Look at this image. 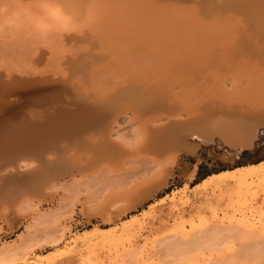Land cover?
Here are the masks:
<instances>
[{
  "label": "rangeland",
  "instance_id": "374dc122",
  "mask_svg": "<svg viewBox=\"0 0 264 264\" xmlns=\"http://www.w3.org/2000/svg\"><path fill=\"white\" fill-rule=\"evenodd\" d=\"M85 1L87 2L88 5V6L86 5V8H84L86 4ZM92 1H94L96 5L95 4L93 5ZM92 1L91 0H1L0 2L1 3L0 4V81H2L0 82V85L2 83L5 86L8 85L9 84L8 79H9L13 86L14 82H16L17 79H19L18 76L19 77L21 76L20 77L21 79L27 81L29 79L34 80L35 78L37 79L39 78V80H41V78H44L43 80H46L45 78L48 77L46 83L50 82L52 85L57 84V88H58V89L56 88V90L54 91L55 94L53 93V98H54L53 105H55L56 103L59 104L61 103V105H63L64 102L66 103L68 102L67 98H69V102H70V99H73L75 96V94H73L72 92L74 93L77 92V95L75 96V98L77 99L74 98L75 100H71L72 104L70 103V105L68 106L67 103L66 107H70L71 105H73V103H74L73 106H75L79 98L78 93H80L79 96L82 97L84 96L85 101L89 100L88 102L91 104H94L96 102V100L95 102H91L94 100V98L97 99V102L99 100V103L97 104H100V102H102L101 100L112 97L111 99H113V101L117 104V106L120 107L117 112L120 115L119 114L116 115L118 118L115 117L117 118V120L115 119L117 123L114 122L115 127L113 126L111 130L112 134L110 136V139L111 137L113 138L111 139L112 148L114 147L113 149L109 150L108 152L104 151V153H99L100 151H102L100 150L101 147L99 146L97 147V149L99 148L100 151L96 152L95 150L97 149L95 148L97 145L93 142H89V143L85 142L90 145L88 144L86 145L85 143H83L80 146L79 145L75 146L76 144L73 145L75 148L71 146L69 148H63L64 152L62 151V156L58 159V162L60 164H63L61 163V161L63 160L62 162H65L64 160L67 159V162L64 163L65 165L63 164V166L67 170H65L63 167L58 168L57 170H62L60 174H57L58 177L53 176L51 180L49 179H48L49 181L47 180L48 182H46V180L45 182H42L41 186L44 185L43 186L44 188L42 187L43 189L42 192L41 190L40 192L35 191V189L31 187L32 184L29 183L28 181V178L30 179V177L32 176V174L29 173V171L31 172L32 169V167H30L32 165H30L29 166L30 169H26L25 171H23L24 173L22 174L24 176L20 177L22 174H18L19 176L18 175L16 176L19 178L16 179L17 186L15 189H18V193L22 192L21 193L22 195L18 194L20 197H18L17 195L14 199L3 198L2 195H0V246H2L5 243H8L10 244L9 247L14 246V248H11L10 250L15 257L20 253V255L17 256V257L20 256L19 260H17L18 259L17 258L14 261L9 258L4 260V262L3 261L0 262V264H192L193 262H197L198 264L199 263L217 264L219 263L218 261L219 259H221L222 261L223 259H225L223 262H220V264L221 263L226 264V262L228 263V261L231 262L232 259H233L231 262L232 264H234L233 262H235V264H257V263L261 264L264 260V256H263L264 250L262 249L264 247V238L260 236L259 238L258 236H250V237L244 235L241 236L240 233H242L241 231H246V230L264 231V192H263L264 184L263 183L259 184L258 180H256L254 182L255 184L252 183L253 185L249 184L247 186L241 187V185H239L237 181L229 180L225 182V184L223 183L217 187L214 184H208L207 182L200 185L197 191L192 190L191 186H194L197 182H200L205 176L209 175L210 173L217 172L226 168H234L236 166L246 164L249 162H257L263 159L264 158V126H260L258 131V137L256 138L255 140L256 142L254 143V145L251 148H245L244 150L240 151V153L235 152V154L233 153L226 154L228 146L223 144H222L223 146H221V144L217 142L201 144L198 146V149L196 148L194 151L181 153L178 156L175 165L171 167L170 170L166 173H164L163 171L161 172L163 163H160L164 161L166 155L165 154L160 157L159 163L156 164L157 166L155 165L151 168L149 165L144 170V173L142 170L140 174L134 176L133 172L130 170L131 168L129 167L133 165L134 160L132 156L135 155V152L133 155L127 156L128 159L126 158L124 159L125 161H123V159H121V157L123 156L121 155V151L124 149L123 153L125 154V149L126 151H130L132 149H135L136 147L139 149L138 146L140 145H138V143L142 135V125L140 122L141 119L139 121L135 119L137 118L136 116H138L139 114L134 115L132 112H130L131 110L129 112H126L127 114L126 113L123 114V112L121 113V90H123L124 87L129 86L130 87L129 89L131 91L138 92L140 91L139 89L141 87V91L139 92L141 93L142 91H144L143 89H145V87L147 86L146 91L147 88L149 87L148 88L149 91H153L157 93L159 90L163 88L170 87L172 89V92H174L173 90L181 91L180 93L178 92L179 94L177 92L175 93H177L176 95L178 97V100H180V102H178L177 100V103L178 104L181 103V105L183 106H186L187 104L192 105V103L195 104L196 101L199 103V101L203 102L206 99L207 100L211 98L214 99L216 97H217L216 99L219 100H223L222 97L226 98V101L228 102L229 100L230 102H238V100H241L240 102L243 103L247 102V104L249 105H255V103L256 105L262 104L261 102L264 101V79H262L264 78V70L260 71L258 69H254L253 67L251 68V63L249 64L248 61L249 62L251 61L253 63L252 59L246 57L247 68H243L244 67L243 66L241 69L239 66L237 68L235 67L236 69L232 67L231 68L225 67L228 66L227 65L228 63L224 65L225 63L224 62L221 63L220 60L219 63H221V65L223 64L224 68L223 66L222 68H219V65L215 64L217 62L215 61L217 60V58L212 59L213 57L210 56L206 57V54H203L204 56L200 57L202 58V60L198 58L197 61L196 58L194 60L192 59L193 61H190V59H188L183 54L184 50L182 49L185 48L183 47L178 48L176 41H174L176 45H171V47H169L170 42H167L169 43V45H167L165 44L166 42L164 40L167 34L168 35L166 36V39L168 38L170 40L174 39V40H178V42L180 41L179 39H182V41L183 40L185 41L187 39L186 41L187 44L189 45H191V43H188L189 40L192 39L190 41L192 42L195 39L197 40L200 39V42L198 43H201L199 44L201 48L202 47L205 48L209 46L210 47L209 49L211 48L214 49L213 45L216 46V44L218 45L221 43L215 48L219 47L222 49V51L229 52L232 49L233 50L237 49L238 48L237 44L240 43L239 40L241 41V38L239 39V37H234L235 32L236 34H239L237 33L239 31L238 30L236 31V28H238L241 31L243 30L245 34L246 31L247 32H249L250 30L253 31L255 28H257L255 29L256 32H261L262 29H264L261 28V25L264 27L263 25L264 16H262L263 17L262 18L260 17L261 16L260 14V16H258L259 18L258 17L256 18L254 14H258L256 13L257 10L250 11L248 9H245L246 11L245 14L244 13L241 14L237 11L239 8L238 9L236 8L237 10L236 9L233 10V8L231 7L232 11L231 9L229 10L233 12L234 15L237 14L235 16V18L237 19H233L234 15L230 12L231 14L230 13L228 14L231 15L232 19L230 18L231 20H229V18H227V21L224 23L222 21H225L226 19L224 18L225 20H223L222 17H225V15H227V12H229V10L225 9V11L227 10L226 13L223 12V10H221L223 13L221 11L220 12L218 11L220 14L215 13L220 18L219 17L216 19L214 18V20L213 17H216L214 13H209L212 15L209 16V14H207V17L209 19H206L207 17L206 14H204L205 12L202 13L203 11H199V9H201L203 5L206 6V4L208 5L209 3L211 4V0L208 1L206 0L204 4H202L203 2L196 3L193 0H189L193 2L194 5L198 4L199 7L202 4L200 8L198 6H196V9L195 7H193L196 10V12L198 11L197 13H199V15L197 16L200 17L197 20L194 19L196 24L198 23V21L199 24L200 22H202L203 25H205L206 22H207L206 25L212 24L210 25L211 27L207 26L208 28L203 27L202 25L198 26L199 24H197V26L199 27L197 28L199 29V31L197 32V30H195L196 29L195 22L193 23L191 21L193 20L192 17L196 16L194 15L195 10H191V6H194L191 4V2L188 3L191 4L190 10H187L188 7H185V9L187 8L185 10L182 4L187 5V2L184 3L185 1L183 2L180 0L179 3L183 2L180 5L178 4V0L177 1L170 0L171 2L168 3L165 2L168 0H155V1L153 0L154 2L152 0H140L138 2L134 0L136 5L134 3L131 4L133 0L132 1L127 0V4H126V0H120V1L106 0V4L103 3L105 0H102V2H100L99 0L97 1L92 0ZM121 1H125V2L121 3ZM162 1L165 2V4L167 3V6H169L167 9L164 10L160 9L162 6L164 7L166 6L161 3ZM174 1L177 2V6H179L178 9L181 10V14L179 13V10L177 9V6ZM107 2L109 3V6ZM117 3L119 5H117ZM157 3H161L160 6L159 4L156 5ZM90 4L92 5V7ZM221 4L222 3H220V5ZM126 5H128L129 7ZM220 5L219 4H217L216 6L214 5L215 6L214 8ZM89 6L93 9H91ZM94 6H98V7H94ZM157 6H159L160 8ZM170 7L172 9H170ZM107 8H111V9H107ZM142 8L144 9L143 11H141ZM206 8L207 7H205L204 9ZM219 8H217L216 10H218ZM115 9L117 10L118 13H119L118 10L124 9L121 12L122 16L121 14H118L121 17H123L124 20L123 19L121 20V17L119 16L120 18L116 17L119 18L117 19L119 21L116 22V19L113 18L115 16H112L114 15L113 13L114 11L117 14ZM125 9L127 12L129 11L131 17L129 16V13L128 14L125 13L126 12ZM165 10L171 12V14L168 12H167L168 14L164 13ZM235 10L237 12H235ZM101 11L104 12L102 13ZM134 12L135 13L137 12L136 14L146 12L147 17L146 15L144 16L143 13L142 15L144 17L141 14L135 15L136 16L135 17ZM191 12H193L194 14ZM249 12L250 14L252 13L251 14L252 16L249 14ZM258 12H261L264 15V10ZM88 13L90 14L92 13L93 15L91 14L92 16H89L90 14ZM200 13L204 14L205 16L201 15ZM123 14H125L128 18L126 17L127 19H125L124 17L125 15L123 16ZM176 14L181 17H177ZM222 14L225 15L223 16ZM243 14L246 16V20L245 18L243 19V17H245ZM140 15L141 17H139ZM188 16L191 17L190 21L194 25V27L193 25H190L191 23L189 24L190 25L189 26L188 25L189 22H186L185 18H187ZM164 17L166 19H164ZM168 17L169 20H167ZM204 17L206 18L204 19ZM251 17H253L254 21H251L252 20ZM83 18L87 20L85 21ZM239 18L240 19L242 18L241 19L242 21ZM247 18L248 19L250 18L249 21L253 23V25L255 24L257 26L259 24V27L261 29L258 26L254 28L255 25L250 26V22L247 20ZM95 19L98 21H95ZM156 19H158L159 21ZM188 19L190 18L188 17ZM199 19L202 20L200 21ZM203 19L205 21H203ZM218 19H221L222 21L221 20L217 21ZM15 20L17 21V23H15ZM141 20L145 21V23L144 24L138 23ZM79 22H81L80 26H79L80 24ZM96 22L98 24H96ZM122 22L124 23V25L127 24L128 25L127 26L122 25L123 26L122 27L120 24ZM151 22L154 23L153 24L154 26L151 24ZM165 22H167L166 25H169V23H173V22L174 24H170L169 26H166ZM217 22L218 23L220 22L219 25L222 26H218ZM221 22L224 24H222ZM106 23L109 26L106 25ZM111 23L113 26L111 25ZM162 23H164V25ZM100 24H102L101 25L102 28ZM135 24H137V27H135L134 29L133 27L136 26ZM138 24L140 25L142 24L144 28L141 27L140 25L138 27ZM160 24L164 27L166 26L167 29L166 27L165 28L162 27ZM243 24L246 26L244 27ZM73 26L75 27L73 28ZM187 26L190 27V30L187 29ZM201 26L205 28L204 30L206 31L211 28L210 30L211 32L209 33L204 31ZM223 26H225V28ZM131 27L134 30L131 29ZM177 27L179 30L174 29ZM215 27L217 28L218 31H216ZM220 28L222 30H220ZM101 29H103V32L108 30L109 35L107 34V32L102 33ZM118 29L119 32L116 31ZM136 29L138 30L140 29V31L137 32L135 31ZM150 29H152L151 30L152 33H150ZM258 29L261 31H259ZM164 30H166L167 32ZM134 31L137 33H134ZM141 31L143 33H141ZM154 31L157 32L155 33ZM168 31H170V33ZM201 31L204 32L202 33ZM199 32L202 34H200ZM218 32L219 33L222 32L223 34L220 35L223 36L224 35H226L227 37L231 36V39L233 37L236 39L238 38V41L234 39L233 41L235 42H232L233 44H231L230 37L228 39L226 36H224V39L223 38L218 39L217 37V35L219 34ZM105 34L107 35L105 36ZM199 34L202 36L199 37ZM206 34H208V36H205ZM240 34L242 33L240 32ZM204 36L206 38H204ZM103 37H105V39ZM156 37H159L161 39V42L158 44L160 48L159 47L157 48H159L162 52L165 50L164 53L160 51L161 54L159 55L165 58L164 56L166 55V51L169 50L168 52L174 54L175 56L172 59H170L171 61L168 60L169 62L167 64L166 63L162 64L161 65L162 67H160L158 64H161V62L163 63V59L160 58V56L157 54L159 51L155 52V50L158 49H155V47L153 46L152 48L148 47L151 44V43L149 44V42H152ZM184 37H186V39H184ZM240 37L243 38L246 36L243 35ZM203 38H204V45H203ZM157 39L158 38H156V40ZM214 41H216V44ZM222 41L224 42V45H222L223 43ZM115 42H119V43H115ZM147 42H148V46H145L146 45L145 43ZM154 42L152 43L154 44ZM207 43L209 45H207ZM178 44H179L178 46L181 45L180 42ZM230 44L231 46L234 45L235 48L233 46L231 47ZM199 45L194 44L191 46H194L195 48L198 47L196 49H199ZM211 45L213 47H211ZM228 45L230 46L229 48L227 47ZM101 46L103 47L100 48ZM114 46L116 49H114ZM119 46H122L123 48ZM120 48H122L121 50L124 51L122 52L121 50H119ZM126 48L128 49L130 48L129 49L130 51L127 50ZM104 49H107L109 52ZM111 50L113 52H115L116 50L117 52L115 53L117 54L119 51H121L119 52L120 53L119 55L124 54V56L119 57L114 54H111ZM126 50L128 54L125 53ZM212 51L213 50H211V52ZM218 51L220 50L218 49ZM175 53H178V55H175ZM146 54L148 56H146ZM110 55L113 56L111 57ZM138 56L140 57L137 58ZM148 57H150L149 61L147 60ZM205 58L207 60H205ZM174 59L181 61V64L182 65L184 64L183 65L184 68H182L180 65L169 67L168 64L169 63L170 65L173 64L172 61ZM225 59L226 61L230 60L228 58ZM241 59L245 60L243 59V57ZM256 59L260 60L259 58ZM157 60H160V62L159 61L157 62ZM204 60L206 61V63L209 62L210 67H212L211 64L213 65L215 64V66L213 68H209L208 64H207L208 66H205ZM237 60L238 62L240 61V56L239 59ZM124 62L126 65L124 64ZM197 62L200 63V65L198 66L199 69L195 67L198 64ZM261 64L263 66L264 61ZM94 66H95V70H93ZM158 66L160 67V70L156 69ZM166 66L168 67V69ZM103 67L108 68V69L105 68L106 72L108 71L111 72L112 69L114 76L112 77V73L109 72L105 74L104 71L105 69H103ZM178 67L181 68L178 69ZM151 68L153 69L154 72L155 71L156 72L152 74L153 71ZM98 69L99 70L102 69V70L99 71ZM96 70L98 71V73L96 72ZM179 70L180 71L183 70L184 71L183 73H185L187 77L188 76L190 77L191 75V78L193 77V79L192 80L191 78L184 79L183 77L184 74L180 73ZM94 71L96 73L93 76L91 74ZM120 71L123 72L119 73ZM160 71H162L163 75ZM144 72L147 73L146 76ZM257 72H259L260 74ZM158 73L160 74L157 75ZM139 74L142 76L143 78L142 80ZM177 74H179V76ZM180 74L183 75L180 76ZM205 74L206 75L208 74V76H206ZM96 75L98 77H96ZM108 75L111 77H109ZM170 75L171 77L173 76L172 78L173 80L177 78L176 79L177 81L176 80L172 81V79H170L171 77L170 78L166 77V76L169 77ZM105 76L107 77L105 78ZM107 78H109L110 80ZM121 78L124 79V81L123 80L120 81ZM49 79H54V80H49ZM152 79L154 80L152 81L153 85L150 82ZM252 79L255 80L253 81ZM186 80L191 81L192 84L190 82H187ZM64 81H66V83H63ZM93 81H97L98 83L96 82L93 83ZM141 81L145 82L146 84L150 83L149 84L150 86L146 85L145 83H142ZM261 81L263 84H261ZM184 82H186V84ZM114 83H117L116 86L118 87H116ZM258 83L261 85H259ZM131 84L132 85L135 84L134 88H131L132 86ZM200 84L203 87L201 86V88L199 89L198 86ZM62 85L64 86L63 88ZM95 85L101 86L103 89H101V87H98L99 88L98 89L97 87H94ZM155 85H157V87H155ZM195 85L197 86V88H195L196 87ZM120 86L122 87V89L119 90L120 92L119 93L117 91L118 89L121 88ZM135 86L137 87L140 86V87L138 89L136 87L135 89ZM1 87H3V85ZM1 87H0L1 96L4 94V96L7 95L6 98L8 97L9 100H14V97L17 95L13 90H11L12 89L11 86L9 87L6 86L9 89L5 87L7 91H5L6 90L5 88H2L1 91ZM113 87H115V89ZM112 88L116 91L114 92ZM105 89L107 91H109L110 89V92L104 91ZM129 89H124V90L128 91ZM99 90H102V92ZM194 90L196 91L194 92ZM4 91L7 93H4ZM64 91H66L68 94L65 93ZM104 92L107 93L105 94V96H108L107 98L105 96L103 97L102 95H100L102 93L104 95ZM83 93H85L86 95ZM114 93H116V95ZM214 93L215 94L219 93V94H217L218 95L217 96ZM13 94L15 96H13ZM66 94H67V98L64 97ZM70 94L74 96L70 97ZM94 94L96 95L94 96ZM207 94L209 96H207ZM9 95L11 96L9 97ZM62 95L64 96L62 97ZM97 95L98 96L100 95V97L98 98ZM61 97L64 98L65 100L63 101ZM257 97L260 99H258ZM84 98L82 99L84 100ZM257 101H259L260 103L258 104ZM31 104L32 103H30L29 105ZM132 108H128L126 110ZM132 115H134L135 118ZM141 116L143 117L144 115ZM141 116H138V118ZM145 116L144 118L147 119L146 118L147 116L146 117ZM131 121L133 124L131 123ZM137 133L140 134L137 135ZM75 134L77 135V133ZM75 134H73L72 138L76 137ZM67 138L68 137L64 138V136H61V139L59 138L61 141L59 139L57 141L58 143L60 142L61 145L66 143ZM72 138L70 139L71 142L72 141L77 142L78 138H76L77 140L75 138L74 139ZM136 139L138 140L137 144H136L137 141ZM91 143H93L95 146V148L93 147L94 150H92L91 148L93 145ZM87 146L89 147L91 146V147L89 148ZM127 148L130 149L127 150ZM49 150L52 151L53 149L51 150V148H49L48 151ZM12 151L9 150L3 151L1 149L0 155L2 156V158H0V162L5 160L4 157L6 154L13 155V154H17L16 152H18L17 150H15L14 153H12ZM140 152L143 151L140 150ZM117 153H119V155ZM2 154L3 155L5 154L4 157ZM141 154L142 153H140L139 155L140 157ZM102 157L104 159H102ZM137 159H139V157H137ZM141 159H143V157H141ZM110 160L112 161V164ZM182 161H185L186 163L185 168H181ZM66 165H68L69 168L72 169L70 170L69 168H66L68 167ZM70 165H72L73 167L72 166L70 167ZM121 166L125 167L126 170ZM41 167L44 168L43 166L39 167V173H38V175L40 174L39 176H41L43 173L46 174V172L49 173L51 171V170L46 171L45 169L41 170ZM127 168H129V170H127ZM193 170L195 171L193 172ZM150 184L152 185L149 188L148 185ZM153 184H155L156 186L153 187L154 186ZM185 184L188 185L187 194L190 199L189 201L188 200L187 202L183 201L187 198V196L181 197V200L178 199L179 197L175 198V200L169 199L170 198L169 195L173 190L183 187ZM147 187L148 189H151V187L153 188L146 193L144 192V190L147 191ZM124 188L126 189V191ZM140 192L142 193L144 192L145 194H142ZM131 215H134L136 218H138L137 219L138 221H136L137 223L135 222L133 226L130 225V227H127L125 230L115 231L113 233L114 235L112 234L111 237L109 235L108 238L106 237L104 238V240L103 239L98 240V238H95L96 240L93 239L92 240L93 242L92 241L90 242L91 244L79 242L76 245L74 242L71 241L73 238L83 235L87 229H90L93 226L98 225L105 227V226L121 225L128 217H131ZM231 217L233 219H231ZM222 224L226 226H223ZM219 226L222 228L220 229ZM57 228L58 230L56 231ZM222 229H225L226 231ZM59 230L61 232H59ZM183 230L187 232L189 231L188 237L182 235ZM215 230H217L218 232H216ZM227 230L235 231V232L230 233ZM234 233H237V235L236 234L234 235ZM15 244L17 245V247ZM19 249H21L22 251L21 250L19 251ZM14 251H16V254L14 253ZM25 253L26 255L24 257L23 254ZM22 256L24 258H21ZM195 256H197L198 258ZM228 258L231 260H228ZM212 260H215V262Z\"/></svg>",
  "mask_w": 264,
  "mask_h": 264
},
{
  "label": "bare ground",
  "instance_id": "6f19581e",
  "mask_svg": "<svg viewBox=\"0 0 264 264\" xmlns=\"http://www.w3.org/2000/svg\"><path fill=\"white\" fill-rule=\"evenodd\" d=\"M92 1V0H91ZM97 1V0H96ZM100 2H102V0H99ZM110 1V0H109ZM114 1V0H113ZM116 1V0H115ZM120 1V0H119ZM132 1V0H131ZM136 2H138V1H140V0H135ZM135 1L133 0L132 2H131V4L132 3H134L135 4ZM153 1V0H152ZM155 1V0H154ZM153 1V2H154ZM177 1V0H176ZM176 1H174L175 2V4H176V6H177V2ZM180 1H185L184 3H186L187 2V5H184V4H182L183 5V8L185 9V7H188V9L187 10H190V6H191V4L192 5H194V3L193 2H191V1H189V0H180ZM179 0H178V4L180 5L181 3H183V2H181V3H179L180 2ZM194 2H196V3H202V4H204V2L206 1V0H193ZM208 1V0H207ZM216 3H215V2ZM211 0V4L209 3V5L208 4H206V6L205 5H203V7L205 6V7H207L206 9H204L203 7H201L202 6V4H201V9H199V11H203L202 13H204V14H206V17H207V14H209V13H214V15L216 16V17H213V20H214V18L216 19V18H218L219 16H217L215 13H219L221 10H223V12H227V10H229V9H231V11H232V8H233V10L234 9H236L239 13H246V11H245V9H248V10H257V12L256 13H258V14H254L255 16H256V18L258 17V16H260V14H261V16L260 17H262V16H264L261 12H258V11H261V10H264V0H218V1H216V0ZM0 2H1V0H0ZM93 2V3H92ZM91 3L94 5L95 4V2L94 1H92ZM122 2H125V1H121V3ZM143 2V1H142ZM165 2H171L170 0H168V1H165ZM165 2H161L162 4H164V5H166L165 7L164 6H162L161 8L159 7L160 6V4L161 3H157L156 5H158L159 4V6H157V7H159L160 9H167L169 6H167V3L165 4ZM173 2V3H174ZM189 2H191V4H188ZM214 2V3H213ZM3 3V2H2ZM85 6H84V8H86V5H87V2L85 1ZM88 3H89V1H88ZM103 3H105L106 4V0L103 2ZM108 3V2H107ZM118 3H120V2H118ZM117 3V5H119ZM144 3V2H143ZM148 3V2H147ZM150 3V2H149ZM220 3H222L221 5H220ZM223 3H224V6H223ZM1 4V3H0ZM76 4V3H75ZM74 4V5H75ZM126 4H127V0H126ZM217 4H219L220 6H217L216 8H214ZM91 5V4H90ZM96 5V4H95ZM100 5H101V3H100ZM115 5H116V2H115ZM121 5V4H120ZM136 5V4H135ZM156 5H155V7H156ZM173 5V4H172ZM181 5V6H182ZM189 5V6H188ZM200 5V4H199ZM209 7H208V6ZM215 5V6H214ZM88 6V5H87ZM108 6H109V3H108ZM126 6H128V5H126ZM125 6V7H126ZM181 6H180V9H181ZM196 6H198V4H196V5H194V6H191V10H195L196 9ZM211 6H213V7H211ZM223 6V7H222ZM234 6V7H233ZM90 7V6H89ZM91 7H92V5H91ZM90 7V8H91ZM94 7H98V6H94ZM104 7V6H103ZM106 7V6H105ZM111 7V6H110ZM129 7V6H128ZM127 7V8H128ZM142 7V6H141ZM143 7H144V5H143ZM178 7L179 6H177V9H178ZM193 7H195V9L193 8ZM199 7V6H198ZM198 7H197V9H198ZM199 7V8H200ZM220 7V8H219ZM232 7V8H231ZM159 8H157V9H159ZM193 8V9H192ZM217 8H219L218 10H216ZM89 9V8H88ZM91 9H93V8H91ZM97 9V8H96ZM96 9H94V10H96ZM107 9H111V8H107ZM113 9V8H112ZM170 9H172L171 7H170ZM185 9V10H186ZM208 9V10H207ZM210 9V10H209ZM225 9H227L226 11H225ZM244 9V10H243ZM116 10V9H115ZM121 10V9H120ZM118 10L119 11V13L117 12V10H116V12H117V14L115 13V11L113 12L114 13V15H112V16H115V17H113L114 19H116V22L117 21H119V20H117V19H119L121 16H122V14H121V12L124 10ZM135 10H136V8H135ZM144 9L142 8V10L141 11H143ZM179 10V9H178ZM204 10H206V11H204ZM213 10V11H212ZM214 10H216V11H214ZM235 10V12H237ZM91 11V10H90ZM98 11V10H97ZM111 11V10H110ZM109 11V12H110ZM125 11H126V9H125ZM170 11V10H169ZM183 11V10H182ZM211 11V12H210ZM219 11V12H218ZM230 10H229V12H227V15H225V14H222L223 16L225 15V17H222V19L223 20H225V21H222L221 19H218L217 21H222V22H226L227 21V18H229V20H231L232 18H231V13L233 14V12H231ZM60 12V11H59ZM64 12H66V11H64ZM81 12V11H80ZM102 12V11H101ZM104 12V11H103ZM102 12V13H103ZM132 12V11H131ZM168 11H164V13H167ZM173 12H174V10H173ZM198 12V11H197ZM196 12V10L194 11V13L193 12H191V13H193L194 15H196L195 17H192V19L193 20H191V17L190 16H188L190 19H188V17L187 18H185L186 19V22H189L188 23V25L191 23V21L194 23L195 22V20H197L198 18H200V17H198L197 15H199V13H197ZM222 12V11H221ZM222 12V13H223ZM231 12V13H230ZM234 12V13H235ZM61 13V12H60ZM95 13H98V12H95ZM111 13V12H110ZM109 13V14H110ZM125 13H129V11L127 12H125ZM135 13V12H134ZM137 13V12H136ZM134 14V16L135 15H139V14H141L142 15V13H139V14ZM168 13H170L171 14V12H168ZM167 13V14H168ZM179 13L181 14V10H179ZM187 13V12H186ZM188 13H190V12H188ZM197 13V14H196ZM228 13H230V14H228ZM88 14H90V13H88ZM87 14V15H88ZM92 14V13H91ZM89 15V16H92V15ZM118 14H121V16L120 15H118ZM174 14V13H173ZM178 14V13H177ZM176 14V15H177ZM201 14V13H200ZM204 14H201V15H204ZM220 14V13H219ZM218 14V15H219ZM243 14V15H244ZM249 14H250V12H249ZM252 14V13H251ZM250 14V15H251ZM59 15V14H58ZM64 15V14H63ZM72 15V14H71ZM84 15H85V13H84ZM104 15H105V13H104ZM107 15H108V13H107ZM118 15V16H117ZM125 14H123V16H124ZM133 15V14H132ZM141 15L139 16V17H141ZM143 15L145 16L146 15V12H144L143 13ZM142 15V16H143ZM184 15V14H183ZM182 15V16H183ZM186 15H188V14H186ZM194 15H191V16H194ZM200 15V16H201ZM210 15H212V14H209V16ZM234 15V14H233ZM232 15V16H233ZM237 15V14H236ZM236 15H234V18L233 19H237V18H235V16ZM239 15V14H238ZM61 16V15H60ZM88 16V17H89ZM110 16V15H109ZM120 16V17H119ZM129 16L131 17V15H130V13H129ZM134 16H133V18H134ZM143 16V17H144ZM173 16V15H172ZM205 16V15H204ZM230 16V17H229ZM241 16V15H240ZM245 16V15H244ZM252 16V15H251ZM84 17V16H83ZM116 17H119V18H116ZM125 17V19H127L128 17L125 15L124 16ZM127 17V18H126ZM136 17V16H135ZM139 17H138V19H139ZM146 17H147V15H146ZM174 17V16H173ZM177 17H181V16H178L177 15ZM202 17V16H201ZM206 17H204V19L206 18ZM243 17V16H242ZM14 18H16V17H14ZM133 18H130V19H133ZM182 18H184V17H182ZM203 18V17H202ZM211 18V17H210ZM220 18V17H219ZM225 18V19H224ZM231 18V19H230ZM245 18V20H246V16L245 17H243V19ZM252 18V20L251 21H254L253 20V17H251ZM259 18V17H258ZM263 18V17H262ZM84 19V18H83ZM90 19V18H89ZM107 19V18H106ZM123 19V17H121V20ZM136 19V18H135ZM134 19V20H135ZM137 19V20H138ZM142 19V18H141ZM164 19H166L165 17H164ZM188 19V20H187ZM195 19V20H194ZM203 19V21H205ZM206 19H209L208 17L206 18ZM240 19V18H239ZM242 19V18H241ZM240 19V20H241ZM250 19V18H249ZM249 19L247 18V20L249 21ZM264 19V18H263ZM17 20V19H16ZM15 20V23H17V21ZM60 20V19H59ZM62 20H64V19H62ZM61 20V21H62ZM85 20V19H84ZM87 20V19H86ZM85 20V21H86ZM124 20V19H123ZM143 20H144V18H143ZM156 20H158V19H156ZM167 20H169V17L167 18ZM191 20V21H190ZM200 20V19H199ZM202 20V19H201ZM200 20V21H201ZM212 20V19H211ZM61 21H59V22H61ZM73 21V20H72ZM79 21V20H78ZM90 21V20H89ZM93 21V20H92ZM95 21H98V20H96L95 19ZM142 21V20H141ZM138 22V21H136V22H138V23H142V24H144L145 23V21H142V22ZM159 21V20H158ZM161 21V20H160ZM165 21V20H164ZM183 21V20H182ZM182 21H180V22H182ZM239 21V20H238ZM242 21V20H241ZM240 21V22H241ZM83 22V21H82ZM101 22H102V20H101ZM121 22V21H120ZM123 22H125V21H123ZM122 22V23H123ZM129 22V21H128ZM149 22V21H148ZM171 22V21H170ZM216 22V21H215ZM221 22V23H222ZM236 22V21H235ZM250 22V21H249ZM80 24H79V26L81 25V22H79ZM85 23V22H84ZM94 23V22H93ZM99 23H100V20H99ZM122 23H120L121 24V26L122 25H124V23L122 24ZM133 23V22H132ZM150 23V22H149ZM202 22H200V24H199V21H198V23L197 24H199L198 26H200V25H202L203 27H207V26H210V25H212V24H209V22H208V24L209 25H206L207 24V22L205 23V25H203V23L201 24ZM212 23V22H211ZM218 23V22H217ZM220 23V22H219ZM219 23H218V26H222V25H219ZM224 23H222V24H224ZM255 23V22H254ZM69 24H70V22H69ZM96 24H98L97 22H96ZM95 24V25H96ZM103 24H105V23H103ZM115 24V23H114ZM126 24V23H125ZM140 25V24H138V27H139V25L141 26V27H143V25ZM151 24L153 25L154 23H152L151 22ZM159 24V23H158ZM163 25H164V23H162ZM167 24V22H165V25ZM170 24H174V22L173 23H169V25ZM175 24H176V22H175ZM183 24V23H182ZM181 24V25H182ZM195 24H196V22H195ZM197 24L195 25L196 26V29L195 30H197V32L199 31V29H197V28H199L198 26H197ZM216 24V23H215ZM227 24V23H226ZM82 25H84V24H82ZM88 25V24H87ZM102 24H100V26H101ZM106 25H108L107 23H106ZM111 25H112V23H111ZM116 25V24H115ZM128 25V24H127ZM127 25H124V26H127ZM131 25H133V24H131ZM136 26H134L133 28L135 29V27H137V24H135ZM149 25V24H148ZM161 25V24H160ZM169 25H166V26H169ZM179 25V24H178ZM190 25H193L192 23L190 24ZM189 25V26H190ZM254 26L253 25V23H251L250 22V26ZM260 25H261V23H260ZM264 25V24H263ZM109 26V25H108ZM113 26V25H112ZM154 26V25H153ZM152 26V27H153ZM162 26V25H161ZM161 26H160V28H161ZM165 26V27H166ZM172 26H174V25H172ZM201 26V27H202ZM227 26V25H226ZM243 26L245 27L246 25H244L243 24ZM242 26V27H243ZM258 27H259V24L257 25ZM256 25L254 26V28L255 27H257ZM75 26H73V28H74ZM115 27V26H114ZM113 27V28H114ZM123 27V26H122ZM141 27H140V29H141ZM162 27H164V26H162ZM164 27V28H165ZM183 27H184V25H183ZM182 27V28H183ZM193 27H194V25H193ZM202 27V29L204 30L205 28H203ZM211 27V26H210ZM209 27V28H210ZM224 28H225V26H223ZM228 27H229V25H228ZM86 28H88V27H86ZM101 28H102V26H101ZM117 28V27H116ZM119 28H121V27H119ZM130 28V27H129ZM132 27H131V29H133ZM144 28V27H143ZM151 28V27H150ZM155 28H156V26H155ZM208 28V27H207ZM216 28V27H215ZM231 28H232V26H231ZM253 28V29H254ZM260 28V27H259ZM261 28H264L262 25H261ZM260 28V29H261ZM97 29V28H96ZM107 29H109V28H107ZM126 29V28H125ZM133 29V30H134ZM140 29L138 30V29H136L135 31H140ZM166 29H167V27H166ZM173 29V28H172ZM175 30H177L178 29V27L177 28H174ZM187 29L188 30H190V27H188L187 26ZM219 29V28H218ZM255 29H257V28H255ZM255 29L252 31V30H250L249 32H247L246 31V34L244 33V31L242 32L241 30H239L238 28H236V31L238 30L239 32H237V33H239V34H236V32H235V36L234 37H239V39L241 38V41L239 40V44H237L238 46V48L237 49H235V50H230L229 52H225V51H222V49L221 48H215L216 46H218V45H220V44H216V41H214L215 42V44H216V46L215 45H213L214 46V49H209L210 47L209 46H207V45H209L208 43H207V45H205V46H207V47H205V48H201L200 47V45L199 44H201V43H198V42H200V39H195V40H193L192 42H190L191 40H189L188 41V43H191V45H199V49H196V48H198V47H194V46H191V45H189V44H187V39H186V37H184V39H186L185 41L183 40L182 41V39H179L180 41V43H181V45L180 46H178L179 44V42H178V40H174V39H172V40H170L169 38L168 39H166V36L168 35H166L165 36V44H167V45H169V43H167V42H170V46L169 47H171V45H176V43L174 42V41H176L177 42V47L179 48V47H183V48H185V49H182V50H184V55L188 58V59H190V61H193L194 59H196L197 58V61H198V58H200V57H203L204 55L203 54H206V57L207 56H210V57H213L212 59H216L217 58V60H215V61H217L215 64H217V65H219V68H222V66H223V68H224V65H226L227 63V65L228 66H225V67H228V68H234V69H236L238 66L240 67V69L243 67V68H247L246 67V65H247V58L246 57H248L249 59H252V61H253V63L250 61H248V63L250 64L251 63V68L253 67L254 69H258V70H264V65L262 66V62L264 61V29H262V31L261 30H259V31H261V32H256L255 31ZM92 30V29H91ZM102 30V33H106L107 32V34L109 35V32H108V30L107 31H104L103 32V29H101ZM151 30L152 29H150V33H152L151 32ZM170 30H171V28H170ZM175 30H172V31H175ZM179 30V29H178ZM187 30V31H188ZM211 30V28L209 29V30H204V31H206V32H211L210 31ZM220 30H222L221 28H220ZM90 31V30H89ZM117 32H119V29L118 30H116ZM120 31H121V29H120ZM134 31V33H137V32H135ZM142 31H144V30H142ZM141 31V33H143ZM164 31H166V30H164ZM203 31V32H204ZM212 31H215V30H212ZM216 31H218L217 30V28H216ZM229 31V30H228ZM91 32V31H90ZM155 32V31H154ZM157 32V31H156ZM155 32V33H156ZM167 32V31H166ZM169 33H170V31H168ZM202 32V31H201ZM202 32V33H203ZM227 32V31H226ZM240 32L242 33V34H240ZM101 33V32H100ZM148 33H149V31H148ZM200 33V32H199ZM202 33H200V34H202ZM208 33V34H209ZM219 33V32H218ZM244 33V34H243ZM82 34V33H81ZM107 34H105V36L107 35ZM179 34V33H178ZM193 34H194V32H193ZM199 34V37H201L202 35H200ZM208 34H206L205 36H208ZM220 34H223L222 32L221 33H219L218 35H217V37H218V39L219 38H223L224 39V36H226V35H220ZM226 34V33H225ZM122 35V34H121ZM120 35V36H121ZM139 35V34H138ZM142 35V34H141ZM195 35H196V33H195ZM220 35V36H219ZM237 35H239V36H237ZM243 35H245L246 37H240V36H243ZM92 36V35H91ZM93 36H94V34H93ZM98 36V35H97ZM96 36V37H97ZM129 36V35H128ZM146 36V35H145ZM152 36H153V34H152ZM178 36V35H177ZM204 36V38H206ZM209 36H212V35H209ZM214 36V35H213ZM216 36V35H215ZM221 36H223V37H221ZM254 36V37H253ZM66 37V36H65ZM109 37V36H108ZM107 37V38H108ZM118 37V36H117ZM116 37V38H117ZM141 37V36H140ZM227 37V36H226ZM230 37V43L231 44H233L232 42H235V41H233L234 39L235 40H237L238 41V38L236 39V38H232L231 39V36H229ZM229 37H227L228 39H229ZM104 39H105V37H103ZM148 38V37H147ZM154 38V37H153ZM156 38H158L157 40H156ZM152 42H154V44L152 43V42H149V44L151 43V44H153V45H149L148 46V42L147 43H145L146 45L145 46H148V47H150V48H152V46L153 47H155V49H158V50H155V52H158L157 54L159 55V54H161V50L159 49L160 47H159V43L161 42V39L159 38V37H156ZM179 38V37H178ZM194 38V37H193ZM204 38H203V45H204ZM212 38V37H211ZM226 38V39H227ZM121 39V38H120ZM135 39V38H134ZM140 39V38H139ZM177 39V38H176ZM208 39H209V37H208ZM207 39V40H208ZM243 39V40H242ZM129 40H130V38H129ZM147 40V39H146ZM145 40V41H146ZM159 40V41H158ZM170 40V41H169ZM213 40V39H212ZM211 40V41H212ZM215 40V39H214ZM221 40V39H220ZM219 40V41H220ZM102 41V40H101ZM105 41V40H104ZM110 41V40H109ZM108 41V42H109ZM140 41V40H139ZM157 41V42H156ZM172 41V42H171ZM182 41V42H181ZM218 41V40H217ZM237 41H236V43H237ZM125 42V41H124ZM133 42V41H132ZM131 42V43H132ZM175 44H174V43ZM194 42V43H193ZM202 42V41H201ZM205 42H206V39H205ZM214 42H213V44H214ZM223 42V41H222ZM115 43H119V42H115ZM127 43V42H126ZM219 43V42H218ZM91 44V43H90ZM129 44V43H128ZM141 44V43H140ZM144 44V43H143ZM155 44H157V45H155ZM165 44H163V45H165ZM227 44H229V43H227ZM231 44H230V46H231ZM107 45V44H106ZM112 45V44H111ZM113 45H114V43H113ZM132 45V44H131ZM138 45V44H137ZM222 45H224V42L222 43ZM104 46V45H103ZM103 46H101L100 48H102ZM115 46H118V45H115ZM115 46H114V49H116L115 48ZM212 45H211V47H213ZM229 45L227 46L228 48L230 47ZM234 48H235V46L234 45H232ZM231 46V47H232ZM94 47V46H93ZM110 47V46H109ZM119 47H122V46H119ZM123 47H124V45H123ZM122 47V48H123ZM126 47V46H125ZM128 47V46H127ZM129 47H130V45H129ZM132 47V46H131ZM157 47H159V48H157ZM105 48V47H104ZM122 48H120L119 50H121ZM89 49V48H88ZM87 49V50H88ZM107 49H108V47H107ZM107 49H104V50H107ZM113 49V50H114ZM127 50H129L128 48H126ZM137 49V48H136ZM146 49H147V47H146ZM167 49H168V47H167ZM217 50V52H216V50ZM218 49L220 50V51H218ZM127 50H126V52L125 53H127ZM133 50H134V48H133ZM204 50H206V51H203ZM208 50V51H207ZM211 50H213L212 52H211ZM108 51V50H107ZM106 51V52H107ZM109 51H110V48H109ZM108 51V52H109ZM122 52L124 51V50H121ZM121 51H119V52H121ZM130 51V50H129ZM136 51V50H135ZM161 51V52H160ZM169 50H167L166 51V55L164 56L165 58H163V57H161V55H159L160 56V58H162L163 59V63L161 62V64H158L160 67H162L161 65L162 64H167L169 61L168 60H170V59H172L173 57H175L174 56V54H171L170 52H168ZM105 52V53H106ZM107 52V53H108ZM115 52H117L116 50H115ZM115 52H113L112 50H111V54H114V55H116V56H124V54L122 55H119L120 53L118 52V54L117 53H115ZM165 52V50L162 52V53H164ZM106 53V54H107ZM86 54V53H85ZM104 54V53H103ZM105 54V55H106ZM128 54V53H127ZM133 54H135V53H133ZM171 54V55H170ZM105 55H103V56H105ZM175 55H178V53H175ZM111 57L113 56V55H110ZM141 56V55H140ZM140 56H138L137 58H139ZM146 56H148L147 54H146ZM239 56H240V61L238 62V60L237 59H239ZM83 57V56H82ZM87 57V56H86ZM166 57H168V58H166ZM171 57V58H170ZM182 57V56H181ZM243 57V59H245V60H242L241 58ZM104 58V57H103ZM142 58H143V56H142ZM225 58H228V59H230V60H228V61H226V59ZM255 58V59H254ZM256 58H259L260 60H258V59H256ZM77 59V58H76ZM75 59V60H76ZM90 59V58H89ZM94 59V58H93ZM93 59H91V60H93ZM102 59V58H101ZM108 59V58H107ZM117 59V58H116ZM119 59V58H118ZM149 59H150V57H148V61H149ZM153 59H154V57H153ZM193 59V60H192ZM201 60H202V58H200ZM204 59V58H203ZM219 59V60H218ZM224 59V60H223ZM103 60V59H102ZM144 60V59H143ZM142 60V61H143ZM161 60V59H160ZM160 60H157V62L159 61L160 62ZM165 60V61H164ZM175 60H177V59H174L173 61H172V63L173 64H171L170 65V63L168 64L169 65V67L170 66H181L182 68H184L183 67V65L181 64V61H175ZM205 60H207L206 58H205ZM204 60V61H205ZM210 60V59H209ZM220 60H221V63H225L224 65L222 64L221 65V63H219L220 62ZM73 61V60H72ZM82 61V60H81ZM151 61V60H150ZM171 61V60H170ZM175 61V62H174ZM243 63H242V62ZM254 61H256V62H254ZM121 62V61H120ZM152 62V61H151ZM156 62V61H155ZM236 62V63H235ZM241 62V63H240ZM83 63V62H82ZM127 63V62H126ZM146 63V62H145ZM198 63V62H197ZM124 64H125V62H124ZM176 64V65H175ZM209 66H208V65ZM215 64L213 65V64H211L212 65V67H210V64H209V62L208 63H206V61H205V66H208L209 68H213L214 66H215ZM232 64V65H231ZM78 65V64H77ZM126 65V64H125ZM125 65H123V66H125ZM144 65V64H143ZM200 65V63H198L195 67L196 68H198V66ZM203 65V66H204ZM234 65V66H233ZM84 66V65H83ZM88 66V65H87ZM93 66V65H92ZM96 66V65H95ZM95 66H94V69L93 70H95ZM130 66V65H129ZM137 66H139V65H137ZM151 66V65H150ZM157 67L156 69H158V70H160V67ZM230 66V67H229ZM85 67V66H84ZM152 67V66H151ZM156 67V66H155ZM167 67V66H166ZM181 67H178V69L179 68H181ZM236 67V68H235ZM79 68V67H78ZM88 68V67H87ZM106 68V67H105ZM104 67H103V69H105ZM127 68V67H126ZM132 68V67H131ZM106 69H108V68H106ZM106 69L104 70L105 71V74H107L108 72L109 73H112V77L114 76V74H113V71H112V69H111V72L110 71H108V72H106ZM133 69V68H132ZM152 69V68H151ZM155 69V68H154ZM167 69H168V67H167ZM169 69H171V68H169ZM199 69V68H198ZM206 69V68H205ZM234 69H233V71H234ZM80 70V69H79ZM87 70V69H86ZM99 70V69H98ZM100 70H102V69H100ZM99 70V71H100ZM134 70V69H133ZM138 70V69H137ZM157 70V71H158ZM162 70V69H161ZM207 70V69H206ZM209 70V69H208ZM214 70V69H213ZM229 70V69H228ZM152 71H153V69H152ZM164 71V70H163ZM169 71V70H168ZM180 71V70H179ZM187 71V70H186ZM185 71V72H186ZM210 71H211V69H210ZM84 72V71H83ZM96 72L98 73V71L96 70ZM95 71L91 74V75H95V73H96ZM116 72H118V71H116ZM123 72V71H122ZM121 71L119 72V73H122ZM156 72V71H155ZM154 71L152 72V74L153 73H155ZM161 73H162V71H160ZM184 71L183 70H181L180 71V73H183ZM91 73V72H90ZM142 73V72H141ZM145 73V72H144ZM151 73V72H150ZM212 73V72H211ZM215 73V72H214ZM255 73V72H254ZM257 73H259V72H257ZM89 74V73H88ZM160 73H158L157 75H159ZM165 74V73H164ZM167 74V73H166ZM184 74V79H189V78H191V75H190V77L188 76L187 77V75H185V73H183ZM182 74V75H183ZM193 74V73H192ZM210 74V73H209ZM216 74V73H215ZM260 74V73H259ZM36 75V74H35ZM85 75V74H84ZM83 75V76H84ZM117 75V74H116ZM123 75H124V73H123ZM140 75V74H139ZM147 75V73H145V76ZM162 75H163V73H162ZM178 76H179V74H177ZM181 74H180V76H182ZM189 75V74H188ZM200 75V74H199ZM206 75V74H205ZM40 76V75H39ZM93 76H92V79H93ZM100 76V75H99ZM109 76V75H108ZM120 76V75H119ZM122 76V75H121ZM175 76H176V74H175ZM186 76V77H185ZM206 76H208V74L206 75ZM256 76V75H255ZM21 77V76H20ZM19 76H18V78L19 79H17V81L16 82H14V84H13V86H12V84H11V81L8 79V81H9V84L8 85H6V86H11L12 87V89L11 90H13L14 92H15V90H21V91H23V89H31V88H33L34 90L33 91H35V92H30L31 94H28V96H30L29 97V99H30V101L28 102V105L30 104V103H32L31 105H29V106H27V112H28V114L32 117V118H34L35 120H37V121H39L40 123L39 124H36L33 128H30L29 130H24L23 128H22V125H20L19 124V119H18V117L17 116H15V118H12V107L9 105V98L7 97L6 98V96H4V94L1 96V93H0V102L2 103L1 104V106H0V112H1V116H0V150L2 149L3 151L5 150H9V151H12V150H17L18 152H16L17 154H13V155H11V154H4L5 155V157H4V155H3V157H4V159L5 160H3L2 162H0V195H2V197L3 198H12V199H14L18 194L19 195H22L21 193H18V189H15L16 188V179L17 178H19V177H16L18 174H22V173H24L23 171H25L26 169H30L29 168V166L30 165H32V166H30V167H32V169H31V172L29 171V170H27V171H29V173L30 174H32V176L30 177V179H31V181H30V179L28 178V181H29V183H31L32 185H31V187H33L34 189H35V191H37V192H40V190H41V192H42V187L44 186H41L42 184V182H45V180H46V182H48L49 180H51V178L53 177V176H55V177H58L57 176V174H60L61 172H62V170H57L58 168H64L65 169V167L63 166V164L64 163H66L67 162V159H65L64 161L65 162H62L61 160V163H63V164H60L59 162H58V159L62 156V151L64 152V150H63V148H69L70 146L71 147H73V148H75L73 145H75V146H77V145H81V144H83V143H85V142H93V143H95L97 146H96V148H95V146H94V144L93 143H91V144H93L92 145V150H94L93 149V147L95 148V149H97V147H101V149L100 150H102V151H100L99 150V148L97 149V150H95L96 152L98 151H100L99 153H104V151L106 152H108L109 150H111V149H113L112 148V142H111V139H113L112 137H111V139H110V136H111V134H112V128H113V126L115 125V123L114 122H116L117 123V116L116 115H118L119 113H117L118 112V110H119V106H117V104L113 101V99H111V98H108V99H103V100H101L102 102H100V104H97V103H99V100H98V102H97V99H95L94 97V100L93 101H91V102H95V100H96V102L94 103V104H91V103H89L88 101H85V98H84V96L82 97V96H79L80 95V93H78V97L79 98H81V99H79L78 98V101H77V103L75 104V106H73L74 105V103H73V105H71L70 107H66L67 105L69 106L70 105V103H71V100H75V99H77V98H75V96L77 95V92L76 93H74V92H72L73 94H75V96L74 95H71L70 94V97L72 96H74V98L73 99H70V102H69V98H67V92L66 91H64L65 93H67L65 96L64 95H62V97L64 96V97H66L67 99H68V104L66 103V102H64V104L63 105H61V103L59 104V103H56L55 105H53V102H54V98H53V93L55 94V90H56V88H57V86H54L53 88H52V86L50 87L49 86V84H51L50 82H47L46 83V81H47V78L48 77H46L45 79L46 80H43L44 78H41V80H39V78L37 79V78H35L34 80H32V79H29L28 81L27 80H23V79H21ZM22 77H23V75H22ZM29 77V76H28ZM37 77H38V75H37ZM89 77V76H88ZM96 77H98L97 75H96ZM107 76H105V78H106ZM109 77H111V76H109ZM140 77H141V80L143 79L142 78V76L140 75ZM167 78H170L171 77V75L168 77V76H166ZM195 77V76H194ZM201 77V76H200ZM211 77V76H210ZM234 77V76H233ZM17 78V77H16ZM26 78V77H25ZM24 78V79H25ZM30 78H31V76H30ZM32 78H34V77H32ZM125 78H127V77H125ZM173 78V76L170 78V79H172ZM181 78V77H180ZM202 78V77H201ZM255 78V77H254ZM14 79V78H13ZM60 79V78H59ZM63 79H65V78H63ZM94 79H95V77H94ZM107 79H109V78H107ZM140 79V78H139ZM177 78H175L174 80L172 79V81H175ZM183 79V78H182ZM193 79V77L191 78V80ZM205 79V78H204ZM204 79H202V80H204ZM259 79H261V78H259ZM262 79H264V78H262ZM39 80V81H38ZM49 80H54V79H49ZM48 80V81H49ZM99 80V79H98ZM110 80V79H109ZM119 80V79H118ZM121 80H123L124 81V79H120V81ZM127 80H129V79H127ZM180 80V79H179ZM178 80V81H179ZM201 80V81H202ZM253 81L255 80V79H252ZM257 80V79H256ZM80 81H82V80H80ZM107 81V80H106ZM125 81H126V79H125ZM134 81V80H133ZM144 81H145V79H144ZM152 81H154L153 79L150 81L151 82V84H152ZM171 81V80H170ZM169 81V82H170ZM177 81V80H176ZM181 81V80H180ZM187 81V80H186ZM234 81V80H233ZM232 81V82H233ZM258 81V80H257ZM0 82H2V81H0ZM52 82H55V81H52ZM69 82V81H68ZM84 82V81H83ZM98 83L97 81H93V83ZM108 82V81H107ZM110 82V81H109ZM129 82V81H128ZM131 82H132V80H131ZM142 82V81H141ZM187 82H190L191 84H192V82L191 81H187ZM197 82H198V80H197ZM6 83H8V82H6ZM49 83V84H48ZM61 83V82H60ZM63 83H66V81H64ZM100 83V82H99ZM111 83V82H110ZM109 83V84H110ZM130 83V82H129ZM136 83V82H135ZM142 83H145V82H142ZM149 83V82H148ZM171 83V82H170ZM185 84H186V82H184ZM184 83H182V84H184ZM193 83H195V82H193ZM202 83V82H201ZM247 83V82H246ZM11 84V85H10ZM54 84V83H53ZM75 84V83H74ZM102 84V83H101ZM101 84H98V85H101ZM108 84V85H109ZM115 84V86H116V84L117 83H114ZM119 84V83H118ZM133 84V83H132ZM131 84V85H132ZM139 84H140V82H139ZM139 84H137V85H139ZM146 84V83H145ZM150 84V83H149ZM149 84H146V85H148V86H150ZM155 84H157V83H155ZM172 84H173V82H172ZM203 84V83H202ZM259 84V83H258ZM261 84H263L262 83V81H261ZM261 84H259V85H261ZM3 85V87H1ZM52 85V84H51ZM55 85V84H54ZM57 85V84H56ZM65 85V84H64ZM94 85V84H93ZM135 85V84H134ZM134 85H132L131 86V88H134ZM153 85V84H152ZM181 85V84H180ZM3 83L0 85V87H1V91H2V88H5L6 87ZM75 86V85H74ZM125 86V85H124ZM141 86V85H140ZM140 86H135V89H136V87H137V89L140 87ZM182 86V85H181ZM193 86V85H192ZM196 86V85H195ZM194 86V87H195ZM201 84L198 86L199 87V89L201 88ZM8 87H6V88H8ZM60 87V86H59ZM64 86L62 85V88H63ZM94 87H101V86H97V85H95ZM116 87H118V86H116ZM121 87V86H120ZM128 87V88H127ZM127 87H124V89H129L130 87L129 86H127ZM147 87V86H146ZM146 87H145V89H143L144 91H142L143 93L146 91ZM155 87H157V85H155ZM203 87V86H202ZM5 88V89H6ZM38 88H43V89H40V90H35V89H38ZM96 88V89H97ZM114 89H115V87H113ZM112 88V90H114ZM149 88V87H148ZM148 88H147V91L143 94L142 92V94L141 93H139L140 91H141V87H140V91H138V92H136V91H131L130 89V91L128 90V91H125L124 89V91L123 90H121L122 89V87L120 88V89H118V91L117 92H119V90H121V113L123 112V114L124 113H126V112H129L130 110V112H132L134 115L135 114H139L138 116H141V115H146L145 117L147 118V119H145L144 118V116L142 117H139L138 118V116H136L137 118H135V116L134 115H132V116H134V118L135 119H137L138 121L140 120V122H141V125H142V135H141V137H140V141H139V143H138V140L136 141V144L138 143V145H140V146H138L139 147V149L136 147L135 149H132V150H130V151H126V149H125V154L123 153V151H124V149L121 151V155H123L122 157H121V159H123V161H125L124 159H128V157L127 156H131V155H133L134 154V152H135V155H137V156H135V155H133L134 157H136V158H134L133 156H132V158H133V165L131 166V167H129V168H131L130 170L133 172V175L135 176H137L138 174H140V172H142V170H143V173H144V170L150 165V167L152 168L153 166H155L156 164H158L159 163V161H160V157L162 156V155H165V159H164V161L163 162H160V163H163V166H162V169H161V172L163 171L164 173H166V172H168L169 170H170V168L171 167H173L174 165H175V163H176V161H177V159H178V156L181 154V153H183V152H191V151H194L196 148L198 149V146L199 145H201V144H208V143H213V142H217V143H219V144H221V146H223V145H226V146H228V148H227V153L226 154H229V153H233V154H235V152H239L240 153V151H242V150H244L245 148H251L253 145H254V143L256 142L255 140H256V138L258 137V131H259V128H260V126H264V101L263 102H261L262 104H259L260 102L259 101H257L258 102V104L259 105H256V103H255V105H249V104H247V102L245 103H243V102H240L241 100H238V102H230V100H229V102L228 101H226V98H223L222 97V99L223 100H219V99H216V98H214V99H206L205 101H199V103L196 101L195 102V104L194 103H192V105L190 104V105H186V106H183V105H181V103L180 104H178L177 103V100H178V97H177V93L179 92H181V91H176V90H173L174 92H172V89L169 87V88H163V89H161V90H159L157 93L156 92H153V91H149L148 90ZM195 88H197V86L195 87ZM9 89V88H8ZM58 89V88H57ZM76 89V88H75ZM95 89V88H94ZM99 89V88H98ZM101 89H103L102 87H101ZM4 90V89H3ZM62 90V89H61ZM5 91H7V89L5 90ZM4 91V93H7V92H5ZM67 91H69V90H67ZM79 91V90H78ZM84 91H86V90H84ZM99 91H101L102 92V90H99ZM104 91H106V92H110V89H109V91H107L106 89L104 90ZM116 90H114V92H115ZM196 90H194V92H195ZM57 92V91H56ZM106 92H104V95H103V93L102 94H100V95H102L103 97L105 96V94H107ZM113 92V91H112ZM175 92H177V93H175ZM58 93V92H57ZM99 93V92H98ZM120 93V92H119ZM118 93V94H119ZM178 93V94H179ZM83 94H85V93H83ZM115 95H116V93H114ZM215 94V93H214ZM217 94H219V93H216L215 95H217ZM259 94V93H258ZM11 95H12V93H11ZM11 95H9V97L11 96ZM86 95V94H85ZM87 95H88V93H87ZM89 95H90V93H89ZM96 94H94V96H95ZM100 95L98 96V98L100 97ZM186 95V94H185ZM13 96H15L14 94H13ZM117 96H119V95H117ZM182 96V95H181ZM188 96V95H187ZM207 96H209L208 94H207ZM218 96V95H217ZM59 97V96H58ZM61 97V98H62ZM106 98L108 97V96H105ZM116 97V96H115ZM20 98L21 97H19V96H15L14 97V100H20ZM82 98H84V100L82 99ZM258 98V97H257ZM63 99V101L65 100L64 98H62ZM118 99V98H117ZM224 99H225V101H224ZM235 99V98H234ZM258 99H260V98H258ZM22 100V99H21ZM25 100H27V99H25ZM57 100V99H56ZM81 100V101H80ZM85 101V102H83V101ZM236 100V99H235ZM245 100V99H244ZM243 100V101H244ZM248 101V100H247ZM261 101H262V99H261ZM57 102V101H56ZM178 102H180V100H178ZM189 102V101H188ZM102 103V104H101ZM67 104V105H66ZM72 104V103H71ZM186 104V103H185ZM65 105V106H64ZM73 106V107H72ZM133 107V108H132ZM128 108H132V109H129V110H126V109H128ZM101 112V113H100ZM127 114V113H126ZM130 114V113H129ZM120 115V114H119ZM122 115V114H121ZM149 115V116H148ZM11 116V119L9 118ZM115 117H117V118H115ZM120 117V116H119ZM125 117V116H124ZM130 118V117H129ZM143 118V119H142ZM7 119H10L11 120V122L10 121H8ZM116 119V120H115ZM132 119V118H131ZM134 119V120H135ZM145 119V120H144ZM130 120V119H129ZM144 120V121H143ZM131 123H132V121H131ZM118 124H119V122H118ZM133 124V123H132ZM140 124V123H139ZM121 125V124H120ZM119 125V126H120ZM136 125V124H135ZM143 125H144V127H143ZM118 126V127H119ZM138 126V125H137ZM140 126V125H139ZM115 127V126H114ZM141 127V126H140ZM121 128V127H120ZM132 128V127H131ZM115 129V128H114ZM133 129V128H132ZM135 129V128H134ZM136 131V130H135ZM134 132V131H133ZM75 133H77V135H78V137H77V135L75 134ZM73 134H75V136L76 137H74L75 139L76 138H78V140H77V142H75V141H70V139L72 138V136H73ZM123 134V133H122ZM138 134H140V133H137V135ZM115 135V134H114ZM136 135V134H135ZM136 135V136H137ZM61 136H64V138L65 137H68L67 138V141H66V143H64V144H61L60 145V142L58 143V139L60 138L61 139ZM130 136H131V134H130ZM140 136V135H139ZM115 137V136H114ZM117 137V136H116ZM125 137H126V135H125ZM74 138H72V139H74ZM118 138V137H117ZM123 138V137H122ZM59 139V140H60ZM125 139V138H124ZM129 139V138H128ZM132 139V138H131ZM61 141V140H60ZM62 141H63V139H62ZM114 141V140H113ZM129 141V140H128ZM71 142V143H70ZM120 142H121V140H120ZM63 143V142H62ZM88 143H85L86 145L88 144ZM223 144V145H222ZM88 145H90V144H88ZM129 145V144H128ZM218 145V144H217ZM51 146V147H50ZM85 146V145H84ZM219 146V145H218ZM220 146V147H221ZM87 147H89V146H87ZM87 147H85V148H87ZM89 147V148H90ZM49 148H51V150L52 151H48V149ZM80 148V147H79ZM88 148V149H89ZM123 148V147H122ZM133 148H134V146H133ZM226 148V147H225ZM72 149V148H71ZM130 148H127V150H129ZM223 149V148H222ZM133 150H135V151H133ZM140 150L141 151H143V152H140ZM225 150V149H224ZM14 151H12V153H14ZM70 151V150H69ZM115 151V150H114ZM68 152V151H67ZM118 152V151H117ZM133 152V153H132ZM111 153V152H110ZM114 153V152H113ZM129 153V154H128ZM139 153V154H138ZM140 153H142L141 154V157H143V159H141V157L139 156L140 155ZM68 154V153H67ZM118 155H119V153H117ZM52 155V156H51ZM94 155V154H93ZM93 155H90V156H93ZM100 155V154H99ZM103 155V154H102ZM126 155V156H125ZM143 155V156H142ZM106 156V155H105ZM115 156V155H114ZM66 157V156H65ZM67 157H68V155H67ZM110 157H111V154H110ZM137 157H139V159H137ZM0 158H2V156L0 155ZM63 158V157H62ZM106 158V157H105ZM117 158V157H116ZM94 159V158H93ZM100 159V158H99ZM102 159H104L103 157H102ZM110 159V158H109ZM113 159V158H112ZM119 159V158H118ZM129 159H131V158H129ZM142 161H141V160ZM140 160V161H139ZM111 161V160H110ZM119 161V160H118ZM122 161V160H121ZM120 161V162H121ZM122 161V162H123ZM130 161V160H129ZM88 162V161H87ZM121 162V163H122ZM82 163V162H81ZM127 163V162H126ZM70 164H72V163H70ZM108 164H109V162H108ZM111 164H112V161H111ZM65 165V164H64ZM69 165V164H68ZM68 165H66V166H68ZM74 165H76V164H74ZM84 165V164H83ZM131 165V164H130ZM40 166H43L44 168H42L41 167V170L43 169H45L46 171H50L49 173L48 172H46V174H44L42 171V173L44 174H42L41 176H39L38 175V173H39V167ZM72 165H70V167H71ZM157 166V165H156ZM196 166V165H195ZM73 167V166H72ZM121 167H123V166H121ZM186 167V163H185V161H182L181 162V168H185ZM66 168H69V166L68 167H66ZM112 168V167H111ZM110 168V169H111ZM124 169H125V167H123ZM129 168H127V170H129ZM159 168V167H158ZM70 170L72 169V168H69ZM114 169V168H113ZM65 170H67V169H65ZM109 170V169H108ZM115 170V169H114ZM122 170V169H121ZM126 170V169H125ZM153 170V169H152ZM130 171V172H131ZM147 171V170H146ZM151 171V170H150ZM195 170H193V172H194ZM127 173H128V171H127ZM28 174V173H27ZM146 174V173H145ZM25 175H26V173H25ZM29 175V174H28ZM110 175V174H109ZM132 175V176H133ZM144 175V174H143ZM264 158L263 159H261V160H259V161H257V162H249V163H246V164H242V165H239V166H236V167H234V168H226V169H222V170H220V171H217V172H213V173H210L209 175H207V176H205L200 182H197L194 186H191V189L192 190H194V191H197L198 190V188H199V186L200 185H202V184H204V183H207L208 182V184H214L215 186H220L221 184H225V182H227V181H229V180H234V181H237L238 183H239V185H241V187L242 186H247V185H249V184H255L254 182L256 181V180H258V183L260 184V183H263L264 184ZM19 176V175H18ZM22 176H24L23 174L20 176V177H22ZM61 176V175H60ZM71 176V175H70ZM133 176V177H134ZM141 176V175H140ZM106 177V176H105ZM146 177V176H145ZM160 178V177H159ZM49 179V180H48ZM26 180V179H25ZM48 180V181H47ZM55 180V179H54ZM122 180H124V179H122ZM137 180V179H136ZM41 181V182H40ZM141 183V182H140ZM158 183V182H157ZM23 184H25V183H23ZM48 184V183H47ZM138 184V183H137ZM252 184V185H253ZM30 185V184H29ZM152 184H150V185H148V187L150 188V186H151ZM154 186L153 187H155L156 185L155 184H153ZM26 186V185H25ZM141 186V185H140ZM124 187V186H123ZM123 187H122V190H123ZM129 187V186H128ZM148 187H147V191H145L144 190V192H148V191H150L153 187H151V189H148ZM187 187H188V185L187 184H185L183 187H180V188H177L176 190H173L171 193H170V195H169V199H171V200H175V198H177V197H179L178 199H180L181 200V197H184V196H187V198L185 199V200H183V201H186L187 202V200L189 201L190 199H189V197H188V194H187ZM204 187V186H203ZM44 188V187H43ZM132 188V187H131ZM263 188V187H262ZM125 189V188H124ZM128 189V188H127ZM214 189V188H213ZM190 190V189H189ZM263 190H264V188H263ZM125 191H126V189H125ZM129 191V190H128ZM137 191V190H136ZM45 192V191H44ZM131 192H133V191H131ZM130 192V193H131ZM142 193V192H140V193H142V194H145V193ZM264 192V191H263ZM129 193V192H128ZM134 193H136V192H134ZM196 193V192H195ZM190 194V193H189ZM18 195V197H20ZM139 195V194H138ZM167 195V196H168ZM196 197V196H195ZM163 198V197H162ZM165 198V197H164ZM182 201V202H183ZM12 202H13V200H12ZM71 208V207H70ZM58 213V212H57ZM234 214V213H233ZM232 214V215H233ZM236 214V213H235ZM57 215V214H56ZM227 215V214H226ZM231 215V216H232ZM223 216V215H222ZM228 216V215H227ZM58 217V216H57ZM224 217V216H223ZM226 217V216H225ZM138 218H136L134 215H131V217H128L121 225H117V226H105V227H102V226H93L92 228H90V229H87L86 230V232H84V234L83 235H80V236H77V237H75V238H73L71 241L72 242H74L76 245H77V243H79V242H81V243H90L93 239H95V238H98V240H100V239H103L104 240V238H108V236L110 235V237L112 236V234L115 232V231H119V230H125L127 227H130V225H132L133 226V224L136 222V221H138L137 220ZM227 219V218H226ZM231 219H233L232 217H231ZM222 220V219H221ZM220 220V221H221ZM59 222V221H58ZM218 222V221H217ZM222 222V221H221ZM56 223H57V221H56ZM137 223V222H136ZM231 223V222H230ZM233 223V222H232ZM52 224H55V223H52ZM217 224V223H216ZM182 225V224H181ZM223 225V224H222ZM57 226V225H56ZM216 226V225H215ZM221 226V225H220ZM219 226V228L221 229L222 227H220ZM223 226H226V225H223ZM228 226V225H227ZM62 227V226H61ZM60 227V228H61ZM218 227V226H217ZM230 227V226H229ZM228 227V228H229ZM252 227V226H251ZM53 228H56V227H53ZM67 228V227H66ZM70 228V227H69ZM233 228H234V226H233ZM253 228V227H252ZM68 229V228H67ZM181 229V228H180ZM183 229V228H182ZM247 229V228H246ZM58 230V228L56 229V231ZM62 230V229H61ZM130 230V229H129ZM222 230H225V229H222ZM252 230V229H251ZM216 232H218L217 230H215ZM226 231V230H225ZM228 231V230H227ZM59 232H61L60 230H59ZM189 232V231H188ZM187 231H182V235L183 236H189V233H188ZM228 232H230V233H233V232H235V231H228ZM242 233H240V235L242 236V235H244V236H248V237H250V236H258V238H259V236L260 237H263L264 238V231H259V230H257V231H241ZM237 235V233H234V235ZM114 235V234H113ZM233 235V234H232ZM239 237V236H238ZM62 239V238H61ZM96 240V239H95ZM263 240V239H262ZM57 241V240H56ZM58 241H59V238H58ZM93 242V241H92ZM14 244V243H13ZM91 244V243H90ZM9 245L10 244H8V243H5V244H3L2 246H0V262H4V260H6V259H12V260H16L17 258V260H19L20 259V256L19 257H17L18 255H20V253L15 257L14 255H13V253L11 252V248H14V246L12 247H9ZM16 245V244H15ZM19 246V245H18ZM16 247H17V245H16ZM22 249V248H21ZM21 249H19V251L21 250ZM263 250H264V247L262 248ZM22 251V250H21ZM18 252V251H17ZM14 253L16 254V251H14ZM24 255V257H25V255H26V253L25 254H23ZM198 255H199V253H198ZM264 256V255H263ZM23 256L21 257V258H24ZM195 257H197V256H195ZM198 258V257H197ZM26 259V258H25ZM195 259V258H194ZM227 259V258H226ZM225 259H223V261H224ZM228 260H231V259H229L228 258ZM233 260V259H232ZM232 260H231V262H232ZM212 261H214L215 262V260H212ZM219 261V263H217V264H220V262H223L221 259H219L218 260ZM226 262V261H225ZM230 261H228V263H229ZM229 263V264H232V263ZM263 262H264V260H263ZM263 262L261 263V264H263ZM205 263V262H204ZM227 262H226V264H228ZM234 264H235V262H233ZM240 263V262H239ZM192 264H198L197 262H193ZM200 264V263H199ZM202 264V263H201ZM206 264V263H205ZM222 264V263H221ZM223 264H225V263H223ZM257 264H259V263H257Z\"/></svg>",
  "mask_w": 264,
  "mask_h": 264
},
{
  "label": "water",
  "instance_id": "95a60500",
  "mask_svg": "<svg viewBox=\"0 0 264 264\" xmlns=\"http://www.w3.org/2000/svg\"><path fill=\"white\" fill-rule=\"evenodd\" d=\"M50 87L52 86V88L54 86H57V85H49ZM40 89H43V88H38V89H35V90H40ZM22 90V89H21ZM20 89L19 90H16L15 91V94L20 98V100H9V105L12 107V118H15V116L18 117V121H19V124L22 125V128L24 130H29L30 128H33L36 124H39L40 122L35 120L34 118H32L28 112H27V105H28V102L30 101L28 94H31L30 92H35L33 91L34 89L33 88H29V89H23V91H21ZM22 99V100H21ZM27 99V100H25ZM1 102H0V106H1ZM0 116H1V112H0ZM11 119V116L9 117ZM10 119H7L8 121L11 122Z\"/></svg>",
  "mask_w": 264,
  "mask_h": 264
}]
</instances>
